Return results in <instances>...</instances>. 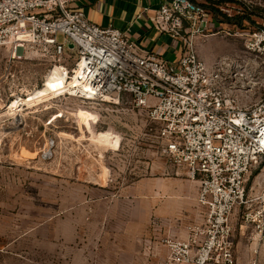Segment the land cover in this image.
<instances>
[{
  "label": "rangeland",
  "instance_id": "rangeland-1",
  "mask_svg": "<svg viewBox=\"0 0 264 264\" xmlns=\"http://www.w3.org/2000/svg\"><path fill=\"white\" fill-rule=\"evenodd\" d=\"M233 44L243 55V41ZM9 52L0 50V264H169L162 239L187 236L203 214L198 183L165 155L157 126L126 103L25 104L56 61L29 52L10 62ZM263 187L264 166L253 168L246 199ZM257 209L232 212L236 264H264V218L245 221Z\"/></svg>",
  "mask_w": 264,
  "mask_h": 264
},
{
  "label": "built area",
  "instance_id": "built-area-1",
  "mask_svg": "<svg viewBox=\"0 0 264 264\" xmlns=\"http://www.w3.org/2000/svg\"><path fill=\"white\" fill-rule=\"evenodd\" d=\"M79 1L0 0V50L10 62L29 52L56 61L50 73L58 68L67 82L57 96L143 110L165 155L199 185L204 222L185 239H162L168 263L236 264L233 210L256 202L245 221L264 218V187L246 199L248 174L264 166V0H163L151 20L181 42L175 62L140 54L125 32L90 22ZM211 36L241 39L244 54L208 65L195 42ZM259 85L261 96L247 104Z\"/></svg>",
  "mask_w": 264,
  "mask_h": 264
},
{
  "label": "crops",
  "instance_id": "crops-1",
  "mask_svg": "<svg viewBox=\"0 0 264 264\" xmlns=\"http://www.w3.org/2000/svg\"><path fill=\"white\" fill-rule=\"evenodd\" d=\"M162 2L163 0H80L74 7L82 11L89 21L94 24L102 27L113 26L125 32L140 54L155 56L167 62H175L182 55L181 42L159 32L151 20L155 10ZM145 7H149L150 12L147 17L138 20L137 15ZM216 25V27H219L218 23ZM214 38L219 40H213ZM235 39L238 38L211 36L206 40H197L199 56L208 65L213 64L219 58L236 57L238 55L233 44ZM208 43L211 45L209 49ZM179 168L186 171L184 166ZM196 198L198 199V190ZM203 222L204 216L201 222L197 224ZM153 223L156 224L155 221ZM174 238L185 239L186 236ZM146 250H152L151 246L146 245Z\"/></svg>",
  "mask_w": 264,
  "mask_h": 264
},
{
  "label": "bare ground",
  "instance_id": "bare-ground-1",
  "mask_svg": "<svg viewBox=\"0 0 264 264\" xmlns=\"http://www.w3.org/2000/svg\"><path fill=\"white\" fill-rule=\"evenodd\" d=\"M76 82L71 81L69 86H75ZM67 86L65 78L59 73V69L55 68L49 75L46 77V82L43 85L42 89H38L29 94L27 99L24 101L25 104L34 102L37 99L48 97L50 95L55 96L57 92H60L63 88ZM21 103V98H17L10 107L12 110L17 111V107ZM16 107V108H14ZM10 109V108H8ZM19 112V111H18ZM59 117V116H57ZM61 117V116H60Z\"/></svg>",
  "mask_w": 264,
  "mask_h": 264
},
{
  "label": "water",
  "instance_id": "water-1",
  "mask_svg": "<svg viewBox=\"0 0 264 264\" xmlns=\"http://www.w3.org/2000/svg\"><path fill=\"white\" fill-rule=\"evenodd\" d=\"M69 47H71V48H72V47H73V46H72V44H70V45H69Z\"/></svg>",
  "mask_w": 264,
  "mask_h": 264
}]
</instances>
